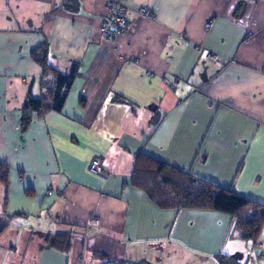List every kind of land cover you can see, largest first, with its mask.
I'll return each mask as SVG.
<instances>
[{"label": "crops", "instance_id": "1", "mask_svg": "<svg viewBox=\"0 0 264 264\" xmlns=\"http://www.w3.org/2000/svg\"><path fill=\"white\" fill-rule=\"evenodd\" d=\"M109 1L0 0V264H264V224L246 241L228 215L161 209L130 184L151 158L264 206V0H123L112 43ZM42 46L78 76L61 112L23 128L52 88Z\"/></svg>", "mask_w": 264, "mask_h": 264}, {"label": "trees", "instance_id": "2", "mask_svg": "<svg viewBox=\"0 0 264 264\" xmlns=\"http://www.w3.org/2000/svg\"><path fill=\"white\" fill-rule=\"evenodd\" d=\"M31 59L45 77L52 76L53 83L40 99L30 98L25 102L21 111L23 128L35 118L61 112L67 93L78 76L75 64L65 73L55 70L49 64L46 46L35 49ZM146 162H136L130 184L143 192L154 205L166 210L214 211L228 215L234 220L241 239L253 243L257 240L264 224V206L237 195L232 189L220 188L154 159L147 158ZM5 179V173L0 174V181L5 182ZM10 219L0 216V235L10 226ZM217 264L238 262L232 257L220 255L217 256Z\"/></svg>", "mask_w": 264, "mask_h": 264}, {"label": "built area", "instance_id": "3", "mask_svg": "<svg viewBox=\"0 0 264 264\" xmlns=\"http://www.w3.org/2000/svg\"><path fill=\"white\" fill-rule=\"evenodd\" d=\"M127 12L128 8L123 0L107 2L100 25V32L106 42L112 43L118 36L125 32L128 24ZM136 14L144 19L151 18V11L145 8H140L136 11ZM209 27L210 24H207L206 28L208 29ZM196 49L199 50L200 48ZM205 58L215 67L219 69L223 68V63L217 56L206 53ZM102 170L103 168L99 160H92L89 164L88 171L93 175L102 174ZM89 223L95 225L96 222L91 220ZM255 249L264 252V243L255 244Z\"/></svg>", "mask_w": 264, "mask_h": 264}, {"label": "water", "instance_id": "4", "mask_svg": "<svg viewBox=\"0 0 264 264\" xmlns=\"http://www.w3.org/2000/svg\"><path fill=\"white\" fill-rule=\"evenodd\" d=\"M67 0H63V3H65ZM144 264H146V263H144Z\"/></svg>", "mask_w": 264, "mask_h": 264}]
</instances>
